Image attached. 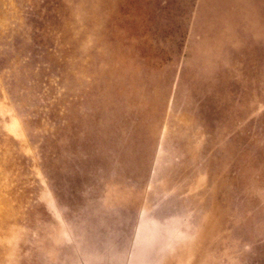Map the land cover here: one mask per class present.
Wrapping results in <instances>:
<instances>
[{
  "label": "rangeland",
  "instance_id": "1",
  "mask_svg": "<svg viewBox=\"0 0 264 264\" xmlns=\"http://www.w3.org/2000/svg\"><path fill=\"white\" fill-rule=\"evenodd\" d=\"M0 264H264V0H0Z\"/></svg>",
  "mask_w": 264,
  "mask_h": 264
}]
</instances>
